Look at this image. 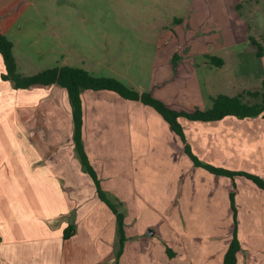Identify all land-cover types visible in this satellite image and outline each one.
<instances>
[{"label":"rangeland","instance_id":"rangeland-1","mask_svg":"<svg viewBox=\"0 0 264 264\" xmlns=\"http://www.w3.org/2000/svg\"><path fill=\"white\" fill-rule=\"evenodd\" d=\"M45 5L39 12L42 20L56 21L54 30L64 42L63 63L120 77L138 92L169 79L179 82L190 70L198 86L197 107H209L210 97L218 94L260 100L250 93L261 91L264 83V56L256 54L254 44L264 48V0H47ZM21 46L28 49L18 52L21 65L39 70L45 60L28 45ZM212 57L222 64L213 63ZM115 95L85 93V143L113 200L124 202L118 208L127 216L129 234L143 232V239L129 240L131 252L119 262L168 264L164 245L170 238H183L194 264H221L236 226L238 238L245 241L237 264H264V191L243 175H217L189 164L174 141L173 163V157L158 149L164 137L170 146L166 135L129 139L119 130L110 131L120 109L145 127L157 115ZM196 124L191 132L202 137L195 152L201 160L264 180V118L227 116ZM99 218L104 235L109 222L104 215ZM79 245L81 261L96 256L87 243ZM117 246L116 236L113 255Z\"/></svg>","mask_w":264,"mask_h":264},{"label":"crops","instance_id":"crops-1","mask_svg":"<svg viewBox=\"0 0 264 264\" xmlns=\"http://www.w3.org/2000/svg\"><path fill=\"white\" fill-rule=\"evenodd\" d=\"M45 4L47 0H0V33L12 42L17 69L24 75L53 66H79L63 63L64 42L54 30L56 21L49 23L42 20L39 12ZM21 45H28L37 58L45 60L39 70L30 64L21 65L18 52L20 49L28 50ZM3 73L5 66L0 54V264H115L131 252L129 240L132 237L143 239V232L130 235L127 216L118 208L124 215L125 241L117 258L119 235L115 214L110 209L106 211L104 206L107 205L98 197L91 177L82 170L74 152L71 105L65 88L56 82L15 88L12 81L2 79ZM187 73L180 77L179 82L169 79L163 84L150 86L149 91L176 109L207 108L196 106L198 102L194 96L198 86L192 81V72L187 70ZM86 92L84 90L81 94L83 143L93 165L92 154L85 143ZM115 96L125 102L147 106L157 115L155 122L145 127V122L135 121L134 124L127 112L120 109L118 121H108L110 131L119 130L122 138L131 136L129 139H133V135H166L171 144L169 146L164 137V146L158 147L163 152L162 156L173 157L175 163L174 141L180 145V155L190 161L184 152V143L158 112L139 100ZM190 121L193 120L179 118L185 143L197 154L202 137L192 133L191 129H196V123L200 121H193L194 124ZM189 164L192 165L191 161ZM97 176L104 191L116 199L104 186L98 172ZM115 202L119 207L124 204L122 200ZM100 215H104L105 221L109 222V229L104 235L100 234ZM70 221L75 224V233L64 239L63 230ZM116 236L118 246L113 255ZM239 240L242 249L245 241ZM82 242L87 243L90 251L96 254L88 261L80 259L78 251H81L79 244ZM164 246L165 252L167 247L171 252L170 256L166 252L168 264H194L191 248L183 238H170Z\"/></svg>","mask_w":264,"mask_h":264},{"label":"trees","instance_id":"trees-1","mask_svg":"<svg viewBox=\"0 0 264 264\" xmlns=\"http://www.w3.org/2000/svg\"><path fill=\"white\" fill-rule=\"evenodd\" d=\"M254 44H256L258 47L256 54L258 56H264V48L256 42H254ZM12 46V42L6 36L0 33V54L5 66V73L1 75L2 79L12 81L15 88H27L35 84L48 85L56 82L63 86L67 92V96L71 105L73 120L74 152L80 160L82 170L91 177L96 187L98 197L115 214L117 232L119 235V250L116 254L117 258L120 255V251L125 241L124 215L118 209L119 204L115 202L113 198L110 197L102 188L97 176V172L91 164L85 150L83 143V106L81 98V94L84 90L112 91L124 99L132 101L139 100L143 104L152 107L163 117L171 130L184 143V152L195 166L203 167L204 169L217 175H243L251 179L260 189L264 191V180L256 174L217 167L201 160L192 151L190 146L185 143L183 126L179 122L180 117H184L193 121H216L221 120L226 116H233L239 119L254 117L264 118V83L261 91H253L250 93L252 95L260 96V100L257 102H248L244 100L243 96L240 94H218L216 96L210 97L211 105L207 108L180 110L171 107L161 99L153 96L149 90L138 92L117 77L98 76L78 66H53L35 74L24 75L17 69ZM211 61L218 65L222 64V61L216 57H212ZM232 210H234L233 206ZM74 232L75 224L73 222L68 223V225L63 230V238H69L74 234ZM240 248L241 243L236 233V226H234L231 232V239L224 253L221 264H236L237 253ZM166 252L169 256L171 255L168 247L166 248ZM115 264L120 263L117 260Z\"/></svg>","mask_w":264,"mask_h":264}]
</instances>
